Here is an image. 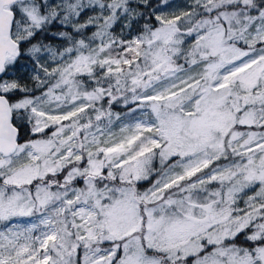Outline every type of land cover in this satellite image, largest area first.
<instances>
[{"label":"snow or ice","instance_id":"1","mask_svg":"<svg viewBox=\"0 0 264 264\" xmlns=\"http://www.w3.org/2000/svg\"><path fill=\"white\" fill-rule=\"evenodd\" d=\"M0 264H264V0H0Z\"/></svg>","mask_w":264,"mask_h":264}]
</instances>
